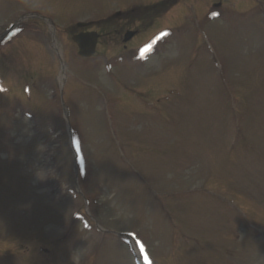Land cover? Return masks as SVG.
I'll use <instances>...</instances> for the list:
<instances>
[{
  "label": "rangeland",
  "instance_id": "obj_1",
  "mask_svg": "<svg viewBox=\"0 0 264 264\" xmlns=\"http://www.w3.org/2000/svg\"><path fill=\"white\" fill-rule=\"evenodd\" d=\"M166 1L0 0V34L27 14L56 26L22 28L12 52L0 45V72L14 93L32 79L38 89L23 112L0 96L11 107L0 113V264H137L116 233L136 237L152 264H264V0L158 9ZM208 5L219 18L207 13L204 23ZM125 11L154 17L153 25L106 28ZM89 21L102 37L85 60L72 36ZM127 28L138 32L124 43ZM160 29L149 52L123 53ZM68 80L82 194L62 95L52 92ZM109 124L123 148L127 138L138 172L121 163ZM186 239L190 247L172 251V241Z\"/></svg>",
  "mask_w": 264,
  "mask_h": 264
},
{
  "label": "water",
  "instance_id": "obj_2",
  "mask_svg": "<svg viewBox=\"0 0 264 264\" xmlns=\"http://www.w3.org/2000/svg\"><path fill=\"white\" fill-rule=\"evenodd\" d=\"M85 26V24H80ZM98 36L96 33L81 34L74 37V41L80 48V54L83 56H91L95 52Z\"/></svg>",
  "mask_w": 264,
  "mask_h": 264
},
{
  "label": "snow or ice",
  "instance_id": "obj_3",
  "mask_svg": "<svg viewBox=\"0 0 264 264\" xmlns=\"http://www.w3.org/2000/svg\"><path fill=\"white\" fill-rule=\"evenodd\" d=\"M2 91H4V89L3 88H0V92H2Z\"/></svg>",
  "mask_w": 264,
  "mask_h": 264
}]
</instances>
